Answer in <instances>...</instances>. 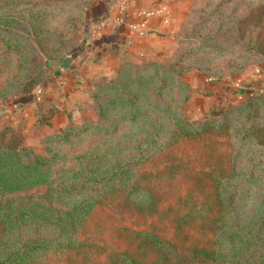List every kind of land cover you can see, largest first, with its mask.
I'll return each instance as SVG.
<instances>
[{"label":"rangeland","instance_id":"374dc122","mask_svg":"<svg viewBox=\"0 0 264 264\" xmlns=\"http://www.w3.org/2000/svg\"><path fill=\"white\" fill-rule=\"evenodd\" d=\"M93 1L0 0V264H264V94L236 86L264 66V0H180L171 52L97 76L94 116L55 128L49 61Z\"/></svg>","mask_w":264,"mask_h":264},{"label":"crops","instance_id":"0c3cea01","mask_svg":"<svg viewBox=\"0 0 264 264\" xmlns=\"http://www.w3.org/2000/svg\"><path fill=\"white\" fill-rule=\"evenodd\" d=\"M179 2L94 0L89 8L84 44L64 58L53 59L49 77L42 85L44 97L39 103L47 109L50 123L55 128L64 126L71 121V112L81 106L94 116L86 91L97 76L117 73L127 60L141 62L170 53ZM253 68L236 82L240 90L247 84L244 92L264 89V66ZM241 79L243 83L239 84Z\"/></svg>","mask_w":264,"mask_h":264},{"label":"trees","instance_id":"16d2710c","mask_svg":"<svg viewBox=\"0 0 264 264\" xmlns=\"http://www.w3.org/2000/svg\"><path fill=\"white\" fill-rule=\"evenodd\" d=\"M69 53H72L71 51H69V52H67V53H65L64 55H62L61 57H58L59 59H61V58H64V57H66ZM56 59V58H55ZM53 60V59H52ZM52 60L51 61H49V66L51 65V62H52ZM255 93H258V92H255ZM259 93H263L264 94V91L263 90H260V92ZM3 152V154H5L6 152H7V155L8 156H17V154L18 153H15V152H13V151H10V150H3L2 151ZM23 163V162H22ZM26 167L27 166H29L30 164H25V163H23ZM40 167H39V165H38V163H37V169H39ZM260 254H261V252H260ZM194 255V254H193ZM196 257H197V255H195ZM261 257H263V255L261 254ZM187 260H188V258H187ZM197 261H199V259H197ZM188 262V261H187ZM195 263V262H194ZM197 263V262H196Z\"/></svg>","mask_w":264,"mask_h":264},{"label":"built area","instance_id":"2783aa9c","mask_svg":"<svg viewBox=\"0 0 264 264\" xmlns=\"http://www.w3.org/2000/svg\"><path fill=\"white\" fill-rule=\"evenodd\" d=\"M123 7H125V3H123Z\"/></svg>","mask_w":264,"mask_h":264}]
</instances>
